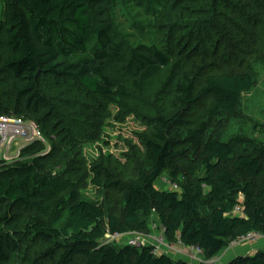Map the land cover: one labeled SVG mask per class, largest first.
I'll use <instances>...</instances> for the list:
<instances>
[{"label":"trees","instance_id":"obj_1","mask_svg":"<svg viewBox=\"0 0 264 264\" xmlns=\"http://www.w3.org/2000/svg\"><path fill=\"white\" fill-rule=\"evenodd\" d=\"M115 1H4L7 50L0 53V61L9 73L13 98L0 103V116L38 123L45 141L28 146L21 161L0 169V264H73L77 259L86 264H190L158 255L153 247L105 242L107 232H149L153 217L169 243L181 240L188 248H199L205 260L220 256L242 236L264 235V131L254 126L257 139L224 141L209 135L214 121L240 116L243 96L258 80L253 62L264 67V0H245L244 18L222 30L230 37L218 55L227 64L225 71L197 82L178 64L172 66L163 86L176 94L177 110L154 118L152 133L143 138L145 154L131 179L119 180L101 165L86 176L95 187L121 190L120 217L84 199L76 182L49 170L72 137L40 85L43 77L74 82L88 94L129 110V101L143 96L150 80L171 66V56L156 42L138 45L124 68L126 82L118 84L109 70L122 56L108 25V9ZM202 100H207L206 119L189 129L179 142L182 148L175 149L179 143L171 131ZM162 178L180 191L159 190L156 183ZM237 207L242 214H235ZM37 245L44 248L40 259L28 257ZM229 264H264V252Z\"/></svg>","mask_w":264,"mask_h":264},{"label":"rangeland","instance_id":"obj_2","mask_svg":"<svg viewBox=\"0 0 264 264\" xmlns=\"http://www.w3.org/2000/svg\"><path fill=\"white\" fill-rule=\"evenodd\" d=\"M4 1L0 0L1 54L7 50ZM247 4L245 0L115 1L108 9V25L112 39L121 46L122 56L117 60L116 66L110 65L109 70L118 84L126 82L124 68L131 49L138 45L156 42L171 56V66L150 80L143 96L133 97L129 101V110H120L108 99L88 94L74 82L43 77L40 85L52 97L54 113L57 117L62 116L72 137V144L65 140V152L49 170L54 175H62L76 182L84 199L102 204L110 214L120 217L123 207L121 190L116 187L110 190L95 187L91 184V179L85 180L86 176H91L93 169L100 165L122 181H128L136 174L145 154L143 138L152 133L154 118L169 117L177 110L176 94H168L163 86L172 66L178 64L183 74L194 77L197 82L209 73L225 71L227 64L218 55L230 37L228 32H225L227 36L225 33L223 35L222 30L227 27L226 24L244 18L245 13L242 15L241 11ZM151 7L157 12L154 13ZM230 34L233 36V33ZM260 46L264 49L263 43ZM253 65L258 73L257 84L252 92L243 96L240 116L214 121L209 135L224 141L234 137L257 139L260 134L254 131V126H259V132L264 131V67L255 61ZM8 76L9 73L0 61V103L3 104L13 98L7 86V80H10ZM206 109L207 100L199 101L191 107L179 126L171 131L172 138L177 143L181 142L189 129L196 128V124L206 119ZM35 124L38 126V123ZM178 148H182V143L176 145L175 149ZM83 181L86 182L84 185ZM171 185L165 178L156 183L161 191L168 190ZM149 228L147 233L130 234L126 238L115 237L107 232L105 242L125 247L130 240L135 239L152 248L156 244L155 239L161 241L159 237L162 236L163 228L159 226L156 217L151 219ZM164 244L163 242V246H166ZM43 249L42 245L33 246L28 251V257L40 259L38 254ZM231 249H237L239 254L255 256L264 252V238L238 243L233 247L230 245L228 251ZM186 250L187 255L182 259L188 263L192 260L191 264H226L234 256L232 253L227 255L229 252H226L221 257L223 252L215 259L205 260L203 254H200L195 260V252ZM45 263L49 264V261ZM73 264L86 262L77 259Z\"/></svg>","mask_w":264,"mask_h":264},{"label":"built area","instance_id":"obj_3","mask_svg":"<svg viewBox=\"0 0 264 264\" xmlns=\"http://www.w3.org/2000/svg\"><path fill=\"white\" fill-rule=\"evenodd\" d=\"M38 141L44 142L45 139L41 130L34 122L26 121L23 118L16 116L1 115L0 116V169L21 161L23 150ZM168 190L178 192L180 191V188L177 184H172L168 188ZM234 212L235 214H242V209L240 207H237ZM164 232L165 229L163 228L162 236L159 237L161 241L159 242L157 239H155L156 244L152 246L156 254L158 255L165 254V255H170L173 258L182 259L184 256L187 255L186 249H188L191 252L192 251L195 252L194 253L195 260H197L198 255L200 254L202 255V251L199 248H188L183 245L181 240H178V246H177V242L172 244L169 243L164 237ZM131 235H136V234H131ZM115 237L126 238V236H119V235H115ZM259 238H264V235L258 233H251L246 236H242L239 240L232 243L231 246L233 247L238 243H245L246 241H250V240L255 241ZM163 242L166 244V246H163ZM126 245L129 247L140 248V249L148 246L147 244H142L141 241H135V239L130 240Z\"/></svg>","mask_w":264,"mask_h":264},{"label":"crops","instance_id":"obj_4","mask_svg":"<svg viewBox=\"0 0 264 264\" xmlns=\"http://www.w3.org/2000/svg\"><path fill=\"white\" fill-rule=\"evenodd\" d=\"M165 190V189H164ZM167 190V189H166ZM165 190V191H166ZM167 191H169V190H167ZM226 252H229V253H227V255H229L230 253H232V254H234V256L233 257H231L227 262L228 263H226V264H229L231 261H233L234 259H236V258H238V257H241V256H247L246 254H244V253H241V254H239L238 252V250L237 249H231V250H229L228 251V249L226 250V251H224V253L221 255V257L222 256H225L226 254Z\"/></svg>","mask_w":264,"mask_h":264}]
</instances>
